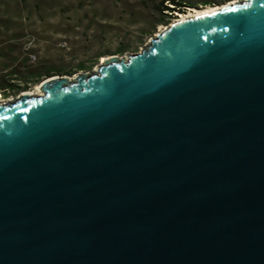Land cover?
Instances as JSON below:
<instances>
[{
  "label": "water",
  "instance_id": "1",
  "mask_svg": "<svg viewBox=\"0 0 264 264\" xmlns=\"http://www.w3.org/2000/svg\"><path fill=\"white\" fill-rule=\"evenodd\" d=\"M0 103V264H264V0Z\"/></svg>",
  "mask_w": 264,
  "mask_h": 264
},
{
  "label": "rangeland",
  "instance_id": "2",
  "mask_svg": "<svg viewBox=\"0 0 264 264\" xmlns=\"http://www.w3.org/2000/svg\"><path fill=\"white\" fill-rule=\"evenodd\" d=\"M232 1L180 0L186 5L168 18L163 8L173 6L174 0H0V70L3 74L15 68L23 72L22 62L28 59L32 67L72 70L73 78L79 72L97 70L104 55L126 59L140 52L191 6ZM50 29L58 37L52 45L46 42ZM28 36L36 38L32 49L36 60L25 49ZM44 80L28 85L17 80L23 85L17 91H34Z\"/></svg>",
  "mask_w": 264,
  "mask_h": 264
},
{
  "label": "trees",
  "instance_id": "3",
  "mask_svg": "<svg viewBox=\"0 0 264 264\" xmlns=\"http://www.w3.org/2000/svg\"><path fill=\"white\" fill-rule=\"evenodd\" d=\"M175 2H172L174 5L171 6V5H164L165 8H163L164 12L166 14V16L169 17H174L175 16V11L176 10H180L182 8V6L186 5L185 3H182L180 2V0H174ZM178 8V9H177ZM185 9V8H184ZM163 20H168L167 18H164ZM22 64H24V69H23V72L19 70H17V68L15 69H12L11 71H5V73L3 74L1 72V75H0V80L3 78L4 81L2 82V88H5V87H13L16 89V91L22 87V83H19V81L21 82H24L26 85H28L30 82H33V81H29L28 80V74L34 72L36 69L34 67H32V65L28 64L27 63V60L26 61H23ZM22 72V73H21ZM19 80V81H17ZM17 87H19L17 89Z\"/></svg>",
  "mask_w": 264,
  "mask_h": 264
},
{
  "label": "crops",
  "instance_id": "4",
  "mask_svg": "<svg viewBox=\"0 0 264 264\" xmlns=\"http://www.w3.org/2000/svg\"><path fill=\"white\" fill-rule=\"evenodd\" d=\"M48 36H47V40L46 42L50 45H52L55 41H57L58 37L56 36L57 32L55 30L50 29L48 32ZM1 58V55H0ZM27 62L28 59H27ZM34 68L36 69L34 72L28 74V80L29 81H33L35 82L36 80H40L42 78H51L54 75H69V73L72 72V70H70V72L68 71H63V72H58L57 70H59V68L53 67V66H48L47 68H42V66H34ZM24 69V67H23ZM80 70L83 69L82 67L79 68ZM0 86H2V81L0 80ZM2 88V87H0ZM13 88V87H12ZM18 89V87H17Z\"/></svg>",
  "mask_w": 264,
  "mask_h": 264
},
{
  "label": "bare ground",
  "instance_id": "5",
  "mask_svg": "<svg viewBox=\"0 0 264 264\" xmlns=\"http://www.w3.org/2000/svg\"><path fill=\"white\" fill-rule=\"evenodd\" d=\"M234 2H237V0L232 1V2H228V3H223V4H207V5L200 6V7L191 6L189 8V11L188 12L181 13L173 21L175 22L177 20H184V19H187L189 17H193V16H196V15H201V14H204V13L209 12L211 10H214V9L220 7V6L232 4ZM110 57H111V54L110 55H104L103 56V62H105L106 59H108ZM72 77L74 78L75 76H72ZM29 92L32 93V94H35V95H40L42 93L40 91V84H37L36 85V90L29 91ZM3 101H6V100L4 98H0V103L3 102Z\"/></svg>",
  "mask_w": 264,
  "mask_h": 264
},
{
  "label": "built area",
  "instance_id": "6",
  "mask_svg": "<svg viewBox=\"0 0 264 264\" xmlns=\"http://www.w3.org/2000/svg\"><path fill=\"white\" fill-rule=\"evenodd\" d=\"M36 38L34 36H28L27 40L25 41V49L28 52V56L30 57L31 60H36L37 55L36 53L32 52V49L34 47ZM1 70H0V75H1ZM25 91H16L15 88L11 87H5V88H0V98H4L5 100H9L15 97L20 96L22 93Z\"/></svg>",
  "mask_w": 264,
  "mask_h": 264
}]
</instances>
